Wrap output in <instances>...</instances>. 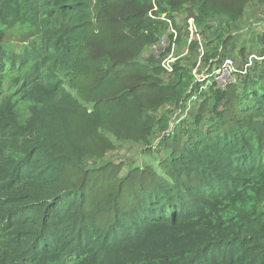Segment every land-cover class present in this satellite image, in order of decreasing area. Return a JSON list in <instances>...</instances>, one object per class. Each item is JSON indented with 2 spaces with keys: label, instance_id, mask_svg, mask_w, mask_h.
<instances>
[{
  "label": "trees",
  "instance_id": "16d2710c",
  "mask_svg": "<svg viewBox=\"0 0 264 264\" xmlns=\"http://www.w3.org/2000/svg\"><path fill=\"white\" fill-rule=\"evenodd\" d=\"M253 9L0 0V264H264V26L237 46ZM168 19L177 54L192 19L198 73L231 59L236 83L195 80L196 40L164 72L146 52ZM119 151L144 166L122 175Z\"/></svg>",
  "mask_w": 264,
  "mask_h": 264
},
{
  "label": "built area",
  "instance_id": "2783aa9c",
  "mask_svg": "<svg viewBox=\"0 0 264 264\" xmlns=\"http://www.w3.org/2000/svg\"><path fill=\"white\" fill-rule=\"evenodd\" d=\"M166 32L162 35L159 41L150 46L147 49L146 55L153 57L160 66V68L166 73L173 72L174 63L181 57L188 54V46L193 41L196 40L199 43V50L197 52V64L196 68L192 71V76L195 80L206 81V84H215L216 87L224 89L225 87L235 84L237 79V74H240L236 66L231 59L223 60L214 70L207 72L206 69L202 70L199 74L197 68L200 66V58L202 56V47L200 44L199 34L197 28L192 19L187 22L186 30L188 32L187 45L183 48L182 54H177V39L178 31L171 20H166ZM251 59V58H250ZM250 65V60L249 64ZM247 66V65H246ZM246 66L241 71V74L246 73ZM206 71V72H205Z\"/></svg>",
  "mask_w": 264,
  "mask_h": 264
},
{
  "label": "rangeland",
  "instance_id": "374dc122",
  "mask_svg": "<svg viewBox=\"0 0 264 264\" xmlns=\"http://www.w3.org/2000/svg\"><path fill=\"white\" fill-rule=\"evenodd\" d=\"M260 19L259 21H257ZM264 17L258 13L256 9L249 10L242 19L243 30L239 33V39L237 41V46L243 44L245 46H249L250 36L252 33L260 34L263 32L264 26ZM179 22V20H178ZM11 42L17 43V40H12ZM12 43V44H13ZM252 53L256 55L255 49L252 48ZM247 54V51L245 52ZM248 55V54H247ZM251 58V57H250ZM249 58V59H250ZM203 69V68H202ZM174 120H176L175 116L173 117L170 128H173ZM158 143V139L156 135L153 136L152 145L155 147ZM134 153V154H133ZM109 160L113 161L115 164H122L121 174H125V172L130 169L132 166H144V160L141 154H138L137 151L127 152V151H119L116 153H112L109 155ZM148 162L152 161L151 158H148Z\"/></svg>",
  "mask_w": 264,
  "mask_h": 264
}]
</instances>
